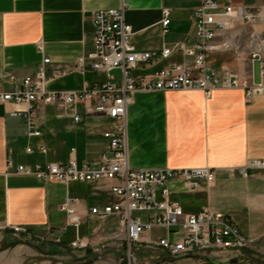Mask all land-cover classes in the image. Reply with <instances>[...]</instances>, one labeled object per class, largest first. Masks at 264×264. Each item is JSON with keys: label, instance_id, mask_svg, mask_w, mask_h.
I'll return each instance as SVG.
<instances>
[{"label": "crops", "instance_id": "obj_1", "mask_svg": "<svg viewBox=\"0 0 264 264\" xmlns=\"http://www.w3.org/2000/svg\"><path fill=\"white\" fill-rule=\"evenodd\" d=\"M233 2L250 8L264 7V0ZM199 3L200 0H0V91L15 88L14 83L3 78L5 73L19 78L33 75L45 57L50 59L44 65L46 90L81 89L93 74L76 65L92 49L91 13L97 9L123 5L134 45L156 50L185 35L190 28L189 14ZM163 9L169 12L166 33H162L161 26ZM246 56L247 51L242 52L229 67L242 70L252 66L250 79L257 82L258 64ZM214 60L224 64L215 57ZM24 108V104L0 103V226L26 227L34 238L67 237L76 229L66 224V214L59 205L71 198L76 199L71 207L80 223L77 235L110 231V227L93 225L97 219L89 214L91 206L116 200L108 190V182H44L15 170L18 164L62 163L70 157L78 162L98 161L107 150L102 133L108 127L103 130L100 125L105 118L84 117L76 122L66 108L38 104L36 124L40 135L29 137L19 112ZM126 120L130 167L213 169L214 183L198 191L188 192L180 182H170L172 197L190 212L208 207L229 213L249 239L264 238V169H250L247 177L239 173L250 161L264 159V93L247 102L239 88L215 89L209 96L195 89L139 91L131 95ZM39 144L45 152H25L27 146L35 148ZM21 157L27 161L20 162ZM229 170L233 173L229 174ZM180 196L185 199L178 200ZM107 222L111 225L116 220L109 218ZM21 260L17 253L0 255V264H19Z\"/></svg>", "mask_w": 264, "mask_h": 264}, {"label": "built area", "instance_id": "obj_2", "mask_svg": "<svg viewBox=\"0 0 264 264\" xmlns=\"http://www.w3.org/2000/svg\"><path fill=\"white\" fill-rule=\"evenodd\" d=\"M168 14L163 9L162 33L168 31ZM189 22L190 28L181 39L156 50H142L132 42L133 33L125 22L123 5L97 9L91 13L92 49L76 65L83 72L93 74L81 89L46 90L44 65L50 62L48 57L33 75L21 78L11 73L3 75L15 88L0 91V103L25 105L19 112L29 137L40 135L36 124L38 104L66 108L76 122L84 117L110 120L102 133L107 150L98 161L78 162L70 157L62 163L18 164L15 170L44 182H108V190L116 200L91 206L89 214L102 222L113 218L123 230V251L118 264H142L133 250L137 243L158 248L172 257L202 253L220 258L218 262L224 263L228 257H237L247 250L252 241L231 214L208 207L190 212L172 197L170 182H180L188 192L198 191L203 185L214 183L213 169L132 168L128 163L126 112L133 93L195 89L209 96L215 89L239 88L244 91L247 102L264 93V7L250 8L233 0H200L190 12ZM236 25L249 28L246 58L258 64L257 82L250 79L252 66L238 70L216 64L214 60L215 54L237 49L233 39L236 34L230 37ZM241 54L237 51V57ZM177 56L181 59H176ZM36 151L43 153L45 147L39 144L25 148L28 154ZM7 166L11 167L12 162L8 161ZM250 169H264V159L250 161L239 173L247 177ZM73 200L76 199H67L59 209L66 214V224L77 231L80 223L71 207ZM134 212H141L142 216H133ZM153 230L164 233L150 240L148 235ZM3 232L16 239L33 236L28 228L20 225L0 226V233ZM87 244L77 234L70 243L76 248H86ZM100 250L101 247H93L94 252Z\"/></svg>", "mask_w": 264, "mask_h": 264}, {"label": "rangeland", "instance_id": "obj_3", "mask_svg": "<svg viewBox=\"0 0 264 264\" xmlns=\"http://www.w3.org/2000/svg\"><path fill=\"white\" fill-rule=\"evenodd\" d=\"M236 35L234 36L237 49L214 56L216 61L230 66L235 61L238 52H244L249 49L246 45V38L249 28L247 26L236 25ZM231 33L230 37H233ZM237 63V62H236ZM233 66V65H232ZM115 74L118 71H114ZM100 125L108 127L109 119H101ZM131 123L129 122V128ZM34 156H38L34 154ZM39 157V156H38ZM27 161L26 157H21L20 162ZM178 200L185 199V196L177 197ZM133 216H142L141 212H134ZM106 221L95 220V226L110 227V231L100 230L97 233L78 236L87 240L86 248H76L70 245L76 238V231H70L69 236L59 239H52V236L43 235L42 237H33L30 239H16L9 235L0 233V255L18 254L20 256L19 264H118L120 254L123 251L124 232L117 223L108 224ZM163 230H153L149 233L150 240L155 239L158 234H163ZM50 237V238H49ZM57 237V236H56ZM64 239V240H63ZM17 240L18 242H15ZM101 247L100 252H94L93 247ZM133 250L137 260L142 264H213L220 261V258H211L206 254L198 253L191 256L172 257L158 248L147 246L145 243H137ZM206 258L210 260H206ZM224 264H264V238H257L251 241L247 251H241L237 257H228Z\"/></svg>", "mask_w": 264, "mask_h": 264}, {"label": "trees", "instance_id": "obj_4", "mask_svg": "<svg viewBox=\"0 0 264 264\" xmlns=\"http://www.w3.org/2000/svg\"><path fill=\"white\" fill-rule=\"evenodd\" d=\"M15 242H18L17 240H15ZM247 251V250H246Z\"/></svg>", "mask_w": 264, "mask_h": 264}, {"label": "water", "instance_id": "obj_5", "mask_svg": "<svg viewBox=\"0 0 264 264\" xmlns=\"http://www.w3.org/2000/svg\"><path fill=\"white\" fill-rule=\"evenodd\" d=\"M215 264H217V262H215Z\"/></svg>", "mask_w": 264, "mask_h": 264}]
</instances>
